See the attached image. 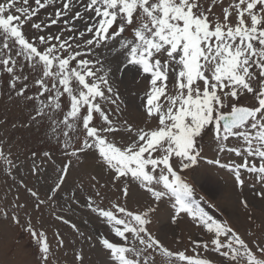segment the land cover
Returning a JSON list of instances; mask_svg holds the SVG:
<instances>
[{
    "label": "snow or ice",
    "instance_id": "6c2138e0",
    "mask_svg": "<svg viewBox=\"0 0 264 264\" xmlns=\"http://www.w3.org/2000/svg\"><path fill=\"white\" fill-rule=\"evenodd\" d=\"M56 2L34 0L29 6V0H0V74L8 75V88L17 97L36 102L31 119L51 120L52 134L58 143L63 138L64 155L70 157L52 195L73 160L91 155L113 173L114 182H122L125 199L128 184L135 182L152 201L143 210H130L119 202L100 207L88 198L87 207L119 238L99 237L111 264H212L170 250L152 233V214L164 200L171 201L173 221L187 213L214 234L194 243L205 251L211 246L219 264H264L261 241L250 243L208 216L186 175L204 159L200 141L211 132L219 153L243 162L207 163L227 169L241 188L242 173L254 176L261 185L257 195L264 199V0H231L219 15L212 9L222 0L207 7L202 0H79L83 11L74 12L77 0H60L47 20L35 19ZM58 24L64 26L58 33L48 31ZM130 73L146 82L139 97L141 124L112 118L124 103L116 76ZM30 75L37 92L26 96ZM242 98L249 103L242 104ZM54 113L61 118L53 119ZM121 131L124 142L115 139ZM0 159L11 167L2 147ZM27 190L37 209L46 203ZM243 204L247 207V201ZM2 214L8 217L7 210ZM11 219L35 242L37 264H51L47 234L30 217L22 224L14 211ZM76 260L84 264L82 252Z\"/></svg>",
    "mask_w": 264,
    "mask_h": 264
},
{
    "label": "rangeland",
    "instance_id": "374dc122",
    "mask_svg": "<svg viewBox=\"0 0 264 264\" xmlns=\"http://www.w3.org/2000/svg\"><path fill=\"white\" fill-rule=\"evenodd\" d=\"M230 2L222 0V5L216 4L212 11L219 15L222 7ZM202 3L207 7L212 0H202ZM29 6H34V0H29ZM60 7V0H57L56 4L41 10L35 19L47 20ZM76 10L83 11L79 0L72 9L73 12ZM76 26L83 29L84 23L77 21ZM63 27V24H58L48 31L58 33ZM25 74H29L28 69H25ZM32 79L30 75L26 96L37 92ZM8 80L7 74H0V147L12 162L10 167L0 159V264H37L35 242L26 231L12 222L14 211L20 216L22 224L30 217L32 225L47 234L53 253L51 264H78L76 255L81 252L84 264H111L109 253L99 243V237L116 242L119 238L114 236L110 225L87 207L88 198L91 197L100 207L110 208L112 203L119 202L126 204L130 210L145 209L152 204L151 199L135 182L128 184L125 199L122 182H114L113 173L91 155H82L80 162L73 160L63 184L52 195L60 170L70 158L64 155L63 138L60 143L57 142L50 130L51 120L45 118L36 122L31 119L36 102L17 97L14 91L9 90ZM116 84L124 103L120 106L119 115L112 118L141 124L143 114L139 97L145 90V80L142 77L137 80L132 73L127 77L117 74ZM240 102L249 103L243 98ZM61 116L54 113L53 119ZM115 139L124 142L127 135L121 131L115 135ZM235 143L230 141V146ZM200 144L204 159L194 170L186 173L188 182L195 189L199 207L214 220L226 223L246 241L254 243L260 240L264 246V199L257 195L261 185L254 176L242 173L245 184L241 188L227 169L207 163V160L214 159H220L222 163L243 162L232 153H219L211 132L204 135ZM45 152H50L51 157H45ZM27 189L37 192L40 200L46 203L37 209V200ZM243 201H247V207ZM18 204L25 207L15 208ZM4 210L8 212L7 218L2 214ZM173 216L171 201H162L152 214V233L172 251H184L189 257L206 258L212 264H219L211 246L205 251L194 243L210 241L214 234L193 220L190 214L181 213L175 221ZM58 217L70 223H64ZM72 224L79 232L71 227ZM56 233L64 240L63 247L58 246Z\"/></svg>",
    "mask_w": 264,
    "mask_h": 264
}]
</instances>
